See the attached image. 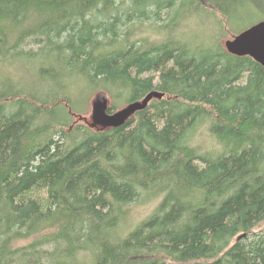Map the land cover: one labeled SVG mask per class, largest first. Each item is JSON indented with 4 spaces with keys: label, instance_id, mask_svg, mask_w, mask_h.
I'll return each instance as SVG.
<instances>
[{
    "label": "trees",
    "instance_id": "16d2710c",
    "mask_svg": "<svg viewBox=\"0 0 264 264\" xmlns=\"http://www.w3.org/2000/svg\"><path fill=\"white\" fill-rule=\"evenodd\" d=\"M263 19L264 0H0V264H264V65L222 41ZM152 90L121 127L76 120L88 94Z\"/></svg>",
    "mask_w": 264,
    "mask_h": 264
},
{
    "label": "water",
    "instance_id": "95a60500",
    "mask_svg": "<svg viewBox=\"0 0 264 264\" xmlns=\"http://www.w3.org/2000/svg\"><path fill=\"white\" fill-rule=\"evenodd\" d=\"M225 47L231 54L248 55L264 65V20L243 30L234 38L227 40ZM163 96L164 93L152 90L142 99L129 102L122 106L120 110L118 109L119 111L116 113L110 114V98L105 91H99L92 102L91 121L82 116H79L77 120L85 121L92 127H118L128 122L137 111L146 109L153 99H162Z\"/></svg>",
    "mask_w": 264,
    "mask_h": 264
},
{
    "label": "rangeland",
    "instance_id": "374dc122",
    "mask_svg": "<svg viewBox=\"0 0 264 264\" xmlns=\"http://www.w3.org/2000/svg\"><path fill=\"white\" fill-rule=\"evenodd\" d=\"M258 18H259L258 16H255L253 18V21L258 20ZM246 22H248V23H246ZM201 23L209 25L211 27V29H213L215 27V20L213 22H209V21L203 22V21L193 20V21H190L189 27L195 28V27L199 26ZM244 23L249 24L250 21H248V19H246L243 22V24ZM182 29H183V26L179 29V31H181ZM240 32H238V33H240ZM238 33L233 34V33H231V31H228V34L226 36H223V38H222L224 47H225L226 40H228V38L229 39L234 38ZM96 94H97V92L88 94L83 99L84 103L83 102L78 103L79 108H83L85 106V109H83L80 112L81 115L76 116V120L78 119L79 116H82V117L86 118L87 120L91 121V115H92V111H93L92 102H93V99H94ZM108 96L110 98V105L113 106L114 105L113 99L110 97V95H108ZM79 97L81 98V96L78 93H76V102H78V100L80 99ZM124 104L125 103L119 104L117 109H120L122 106H124ZM78 107L75 106L76 111L80 110ZM82 122L85 123V121H82ZM207 125L208 124H206V123L202 124L199 127V130L197 132V138L195 141V145L201 151H209V150H213L217 147L216 141L209 135V133L207 131ZM95 128H97V127H95ZM155 204H156V202H153V200L149 201V202L135 204L133 206L131 212H130V217H129L130 221H128L122 225V228H123L122 231L129 228L131 226V222L137 223V222L141 221L142 219H144L145 217H147L151 213V211L153 210ZM29 241L30 240H20L16 243L18 245H22V244L28 243Z\"/></svg>",
    "mask_w": 264,
    "mask_h": 264
},
{
    "label": "bare ground",
    "instance_id": "6f19581e",
    "mask_svg": "<svg viewBox=\"0 0 264 264\" xmlns=\"http://www.w3.org/2000/svg\"><path fill=\"white\" fill-rule=\"evenodd\" d=\"M261 21H263V20H261ZM260 22V21H259ZM258 23V22H257ZM256 24V23H255ZM254 25V24H253ZM252 26V25H251ZM249 28V27H248ZM247 29V28H246ZM245 30V29H244ZM242 32V31H241ZM239 34V33H238ZM229 40V39H228ZM227 41V40H226ZM226 43V42H225ZM227 50V49H226ZM164 97V96H163ZM155 99H157V98H155ZM111 106V105H110ZM120 110V109H119ZM119 110H116V111H111L110 110V114H114V113H116L117 111H119ZM138 112V111H137ZM136 112V113H137ZM125 124V123H124ZM123 124V125H124ZM123 125H121V126H123ZM121 126H118V127H121ZM96 127H98V128H101V129H108V128H118V127H113V126H111V127H102V126H96ZM93 128H95V127H93Z\"/></svg>",
    "mask_w": 264,
    "mask_h": 264
}]
</instances>
